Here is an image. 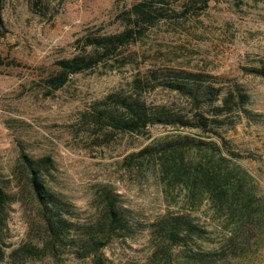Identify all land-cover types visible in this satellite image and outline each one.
Returning <instances> with one entry per match:
<instances>
[{
	"label": "rangeland",
	"instance_id": "1",
	"mask_svg": "<svg viewBox=\"0 0 264 264\" xmlns=\"http://www.w3.org/2000/svg\"><path fill=\"white\" fill-rule=\"evenodd\" d=\"M134 1L3 0L0 177L11 193L19 190L11 171L24 149L32 156L49 154L54 159V184L82 217L94 211L103 185L117 191L138 228L131 237L114 239L104 249L114 264H264V227L257 236L250 235L239 254L226 258L197 259L188 256L193 253L190 248L157 245V237L143 225L165 211L193 215L205 228L195 246L202 251L226 245L238 217L230 214L228 202L216 203L204 187L189 191L169 169L160 167L156 154H136L179 135L215 141L187 153L193 159L208 156L224 167L240 169L239 174L245 171L247 185L264 198V77L248 70L264 60V0H208L197 13L184 14L179 10L186 0H164L179 14L157 20L112 57L71 74L62 86L49 91L46 77L55 71L56 59L76 52L77 39L86 33L120 30L123 13ZM157 66L210 72L224 85L237 82L248 94L246 110L228 112L218 133L154 123L143 132L105 134L83 120V110L93 101L112 92L132 91L133 78L145 81L147 71ZM135 88L149 103L189 109L187 99L174 90ZM13 197L0 232L5 251L0 264H19L9 260V250L40 234L33 201L20 199L18 193ZM36 259L22 264H90L72 254H63L58 259L64 261L58 263L48 255Z\"/></svg>",
	"mask_w": 264,
	"mask_h": 264
},
{
	"label": "trees",
	"instance_id": "2",
	"mask_svg": "<svg viewBox=\"0 0 264 264\" xmlns=\"http://www.w3.org/2000/svg\"><path fill=\"white\" fill-rule=\"evenodd\" d=\"M163 2L136 0L124 11L120 30L86 33L79 37L77 42L80 41V45L76 52L56 59L55 71L46 77L48 90L62 86L71 74L91 69L112 57L124 45L137 40L144 29L157 20L179 14L175 6H166ZM207 5L208 0H186L179 11L182 14L197 13ZM2 8L3 0H0V29ZM248 70L264 77V60L249 66ZM133 83L132 91L112 92L93 101L83 110V120L105 134L143 132L154 123H173L218 133V127L226 122L224 116L228 112L246 110L244 103L248 94L241 84L224 85L215 74L202 70L157 66L147 71L145 81L134 77ZM149 86L178 92L187 99L189 109L180 111L147 102L135 87L144 89ZM212 142L193 135H179L159 142L153 149L144 147L136 152L147 156L156 154L160 167L169 169L170 175L189 191L195 193L198 187H204L216 203L223 205L228 202L230 214L238 217V222L225 238L226 245L206 251L195 247L205 236V228L188 211H165L144 223L149 233L157 237V245L164 248L177 246L183 248L182 251L190 248L193 253L188 256L197 259H220L239 254L250 235L257 236L264 227V198L247 185L245 171L239 174L240 169L224 167L208 156L193 159L187 153L192 148L201 149L203 143L211 145ZM219 156L227 159L221 153ZM55 169V161L49 154L32 156L20 149L18 162L11 171L19 190L11 193L0 177V232L5 223L6 207L17 193L20 199L33 201L40 223L39 236H31L13 246L7 253L9 260L22 264L48 255L57 258L52 260L58 263L64 261L58 259L63 254H72L80 259H89L90 264H114L104 249L114 239L134 235L138 223L132 210L124 205L117 191L103 185L98 191L94 211L82 217L74 204L56 188ZM4 255L0 241V260Z\"/></svg>",
	"mask_w": 264,
	"mask_h": 264
}]
</instances>
